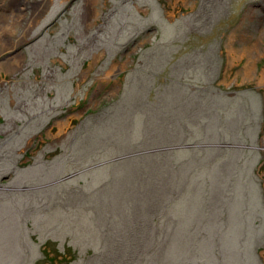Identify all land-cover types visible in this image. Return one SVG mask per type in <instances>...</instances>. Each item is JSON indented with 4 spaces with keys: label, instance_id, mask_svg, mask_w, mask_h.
Here are the masks:
<instances>
[{
    "label": "rangeland",
    "instance_id": "374dc122",
    "mask_svg": "<svg viewBox=\"0 0 264 264\" xmlns=\"http://www.w3.org/2000/svg\"><path fill=\"white\" fill-rule=\"evenodd\" d=\"M46 241L264 264V0H0V264Z\"/></svg>",
    "mask_w": 264,
    "mask_h": 264
},
{
    "label": "trees",
    "instance_id": "16d2710c",
    "mask_svg": "<svg viewBox=\"0 0 264 264\" xmlns=\"http://www.w3.org/2000/svg\"><path fill=\"white\" fill-rule=\"evenodd\" d=\"M148 153H153V152H148ZM42 253H43V260L48 262L62 264L65 263V261H70L69 260L70 253L68 252L67 255L66 251L61 252L55 246L51 247L50 241H46L43 244Z\"/></svg>",
    "mask_w": 264,
    "mask_h": 264
},
{
    "label": "water",
    "instance_id": "95a60500",
    "mask_svg": "<svg viewBox=\"0 0 264 264\" xmlns=\"http://www.w3.org/2000/svg\"><path fill=\"white\" fill-rule=\"evenodd\" d=\"M195 144H186V145H175V146H172V147H161V148H152V149H147V150H143L139 153H144V152H155V151H160V150H163V149H166V148H179V147H182V146H186V147H189V146H193ZM201 145H213V146H228V147H234V146H237L236 144H232V143H206V144H201ZM197 146H200V144H198ZM131 154H127V155H123V156H119V157H116L114 159H119V158H124L126 156H129ZM66 178V176L64 177Z\"/></svg>",
    "mask_w": 264,
    "mask_h": 264
},
{
    "label": "flooded vegetation",
    "instance_id": "af4514ba",
    "mask_svg": "<svg viewBox=\"0 0 264 264\" xmlns=\"http://www.w3.org/2000/svg\"><path fill=\"white\" fill-rule=\"evenodd\" d=\"M31 5H32V3H31ZM28 43H29V42L23 40V42L20 43V41H17V42H16L15 44H13V45L16 46V48H17L16 50H17V51H20V52L22 53V51H21V50H22V46L27 45ZM17 46H18V47H17ZM5 65H9V63H6Z\"/></svg>",
    "mask_w": 264,
    "mask_h": 264
}]
</instances>
